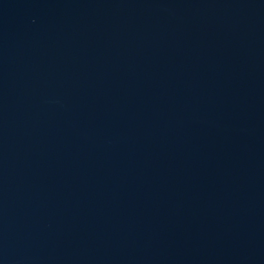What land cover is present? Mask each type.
<instances>
[{
  "label": "water",
  "instance_id": "95a60500",
  "mask_svg": "<svg viewBox=\"0 0 264 264\" xmlns=\"http://www.w3.org/2000/svg\"><path fill=\"white\" fill-rule=\"evenodd\" d=\"M0 264H264V0H0Z\"/></svg>",
  "mask_w": 264,
  "mask_h": 264
}]
</instances>
